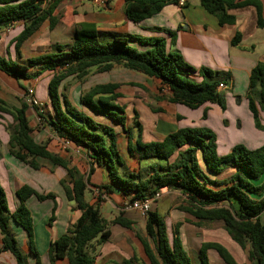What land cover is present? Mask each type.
Here are the masks:
<instances>
[{
  "label": "trees",
  "instance_id": "1",
  "mask_svg": "<svg viewBox=\"0 0 264 264\" xmlns=\"http://www.w3.org/2000/svg\"><path fill=\"white\" fill-rule=\"evenodd\" d=\"M61 1L0 0V29H7L16 23L22 25L21 32L13 39L17 54L21 44L45 22H48L49 30L54 28L57 19L53 12ZM123 1L126 19L134 24L143 23L159 14L167 5H178L177 0ZM199 5L216 18L219 26L234 25L235 17L229 11L251 6L256 12V27L264 29V14L258 0H200ZM72 32V43L67 50L57 45L52 53L29 59L25 65L0 57V74L16 81L33 77L28 69L36 65H42V70L54 72L47 84L51 113L43 116L36 107L32 108L54 137L74 149L83 150L88 163L87 174H81L76 167H69V161L51 153L47 149V141L35 142L26 118L29 107L27 96L14 111L8 109L0 99V116L6 114L13 119L7 143L9 154L35 171L40 168L36 158L62 168L66 177L59 184L67 202L79 211V217L71 229L49 243V263L66 259L68 264H95L94 256L86 252L87 245L92 241L100 245L109 240L111 232L100 215L99 197L94 203L84 199L93 167L101 166L110 182L98 187L102 193H109L116 188L130 196V202H134L149 199L162 190L179 192L186 198L183 209L195 220L193 225L220 224L250 264H264V144L256 149L235 144L228 154L219 155L216 135L209 128H179L160 142L144 143L141 141L139 125L136 124V160L152 163L138 172L130 171L119 154L116 130L97 120L99 117L104 118L125 131L124 108L114 103L120 98L117 93L119 85H94L79 98L83 110L71 104L59 91L61 82L69 76L82 80L91 69L106 73L115 66L158 80L162 87L170 91L168 102L171 104L197 110L210 103L224 111V92L217 89L219 83L224 81L220 79L222 73L202 67L197 71L202 79H192L191 75L196 70L186 64L179 53L168 51L164 39L149 42L137 36H128L102 42L96 25L89 22L75 24ZM240 39L241 35L236 33L230 42L231 46H237ZM132 42L145 44L149 48L139 51L131 45ZM21 89L28 93L26 88ZM246 100L254 126L263 130L259 114H264V62H258L250 72ZM202 118H205V112ZM127 136L131 139L130 133ZM127 148L130 156H135L130 145ZM172 157H175L174 160L169 162ZM225 168L232 169V174L219 179ZM16 195L19 204L9 213L6 194L0 184V252L9 253L15 264H28L8 229L11 219L26 233L30 253L35 263L40 264L33 245L32 219L25 202L35 197L38 201L50 200L54 203L55 194L39 195L29 186L23 185ZM144 219L146 239L140 242L146 263L133 257L117 264H190L175 244L172 248L168 246L165 225L157 213L149 211ZM53 221L54 207L47 226ZM130 223L121 214L111 222L123 228H130ZM209 250L214 251L223 264H238L231 253L216 242L201 245L198 254L200 264H209L206 258Z\"/></svg>",
  "mask_w": 264,
  "mask_h": 264
},
{
  "label": "crops",
  "instance_id": "2",
  "mask_svg": "<svg viewBox=\"0 0 264 264\" xmlns=\"http://www.w3.org/2000/svg\"><path fill=\"white\" fill-rule=\"evenodd\" d=\"M258 1L262 5V13L264 14V0ZM77 2H79L78 5L82 8V11L78 19L73 21L72 24L81 22L95 24L99 39L102 42H108L114 37L128 36H137L149 42L154 39H164L168 51L179 53L184 62L196 70L191 75L192 79L196 81L202 79L197 73L202 67L211 71L221 72L220 79H223V84L227 86L226 90H220L224 92L225 108L227 104L231 103L232 97L236 98L237 95L239 97L242 93L237 92L236 88L238 86L239 88L243 87L244 92L247 93L252 68L258 62H264V34H261L264 33V29L256 27V12L251 6L229 11V14L235 17V23L234 25L224 26H219L216 18L201 8L199 5L200 0H186L185 5L182 7L174 4L167 5L159 14L139 24H134L126 19L123 0H63L56 6L53 16L56 18L55 13L61 4ZM14 27H16L15 31L13 30ZM48 27V22H45L33 36L21 44L16 59L14 58V46L12 48L8 47L5 52L2 51L7 39V36L3 33L6 31L11 36L19 34L22 30L21 23H16L7 29H0V57L25 65L29 59L52 53L57 45L63 46L67 50L72 43L73 32L69 29L64 31L57 24L52 30H49ZM46 30L49 32L48 34ZM56 30H58L57 37L55 34ZM236 33L241 35L240 42L237 46H231L230 42ZM51 35L53 36L52 38H50ZM14 38L12 37V40ZM254 38H257V41ZM131 45L139 51L149 48V46L139 42H132ZM33 70L38 72L40 76L45 74V79L36 78L37 80H35L32 74ZM49 72L42 70V65H36L28 69V73L33 75L29 80H22V83H20L13 79L18 86V90H15L14 93L16 92L19 97H22L21 87L25 85L26 87L24 88L27 91L31 89L32 94L30 97L37 101L38 105L36 108L44 116L51 113L50 108L49 110L47 109L50 106L48 93L45 91L49 81ZM50 73L53 74L54 72ZM98 74L100 82H97V84H119V81H127V84L136 91L140 92V88L151 92V96L144 92L150 98L148 101L143 100L144 103H141L142 98L139 92H127L129 95L127 102L131 108L128 109L127 106L124 109L126 116L125 131L104 118H96L116 130L119 154L129 169H140V166L143 165V161L138 162L136 160L138 154L135 150L137 125H139L141 132V141L144 143L160 142L167 134L173 133L179 128L206 127L216 135L219 155L228 154L231 148L237 144L235 140L229 141V138H225L222 141L217 124H209L208 113L211 109H214L216 114L219 115L220 124L224 122L223 119L227 115L225 111L221 112L216 104L207 103L197 110H189L184 106L169 103L170 91L166 87H162L156 79L115 66L109 72ZM118 74L121 80L117 79L114 82L111 78L119 76ZM1 76L3 75L0 74V78ZM41 84H43L44 90L38 92V87ZM16 85L15 88H17ZM159 92L164 93V97ZM117 93L120 96L117 102L124 100L125 92L120 86ZM36 94L40 96L38 97ZM25 96L28 98L27 93L22 98ZM0 99L5 100L2 96H0ZM67 99L71 104L83 110L79 104V98L77 100ZM149 100L155 101V105L149 103ZM200 109L202 114H200ZM204 112L205 118L203 119L202 115ZM250 118L252 119L251 114ZM39 119L36 116L34 121H39ZM132 119L133 121H131ZM259 120L264 125V114H259ZM194 122L195 125H193ZM226 124L227 126L231 125L229 119L226 120ZM240 128L241 125L235 131H239L237 129ZM224 130L228 133L225 128ZM43 133L45 132L43 131ZM43 133L39 132L36 134L43 138L45 136ZM125 133L126 135H124ZM127 133L131 134V139L128 138ZM47 136L50 137L47 142V149L51 153L69 161V167H76L81 174H87L88 163L83 150L70 147L51 133H47ZM8 140L9 132L0 124V184L6 194V200L8 198L10 200L7 204L9 213H12L18 206L19 200L16 191L23 185L29 186L39 195L55 194L54 203L50 200L38 201L35 197H30L25 202V206L30 210L33 225V245L39 256L40 264H50L47 254L49 243L71 229L79 217V211L75 209L72 203L67 202L59 184L66 177L65 171L41 158H36V162L40 165L39 170H32L9 154ZM35 142L42 143V140L36 138ZM263 144L264 140L250 142L245 139L243 145L250 149H256ZM128 145L133 149L135 156H130ZM174 158L172 157L169 162H172ZM232 172V169L225 168L218 178L225 179ZM88 181L90 185L86 191L88 198L86 199L84 195V199L89 203H94L99 197V212L102 219L107 223L111 235L109 240L103 244L99 245L95 241L90 242L86 247L87 254L94 256L95 264H117L122 260H128L133 257L146 263V257L143 254L140 242V240L146 239L144 230L145 219L139 217L136 212L123 211V206L130 202V196L124 195L121 190L116 188L109 193H102V190L98 187L110 183L104 167L94 166ZM157 194V198H149V211L157 213L163 219L168 246L172 248L175 244L181 253L189 259L190 264H200L198 260L200 247L203 243L210 242L222 244L238 264H250L243 257L242 251L229 239L220 224L204 223L200 227L193 225L195 220L183 209L186 206L185 196L179 192L167 190H162ZM106 204L111 209L108 212L106 210V216H103L101 209ZM53 207L54 221L48 227L47 223ZM120 214L123 219L131 222L130 228L111 224L112 220ZM8 229L14 235L17 245L25 255L28 264H36L35 258L30 253L27 235L24 230L11 219L8 223ZM1 247L0 237V250ZM211 252L213 251L209 250L206 253L209 263L211 262ZM191 257H193V263L191 262ZM0 264H15V262L9 253L0 252ZM53 264H68V262L66 259H60Z\"/></svg>",
  "mask_w": 264,
  "mask_h": 264
},
{
  "label": "rangeland",
  "instance_id": "3",
  "mask_svg": "<svg viewBox=\"0 0 264 264\" xmlns=\"http://www.w3.org/2000/svg\"><path fill=\"white\" fill-rule=\"evenodd\" d=\"M78 4H79V2L73 3V4L66 3V4H61L60 6H58L55 15H56V19H57V25L58 26L60 25V27H59L60 29H62V30L64 29V31L69 29L72 31L73 26L75 24H77V23H74V25H73L72 23H73V21H76L78 19V16L81 14V11H82V8H80V6ZM71 25H73V26H71ZM15 28L16 27H14V29H13L14 31H15ZM48 29H49V27H48ZM58 30H56V32H55L56 37H57V31ZM46 32H47V30H46ZM48 33L49 32H47V34ZM3 34H5L7 36L5 45L2 48V51L5 52L8 47L12 48L14 46L12 37L14 38L18 34L11 36L6 31H4ZM261 34H264V33H261ZM52 37L53 36L51 35L50 38H52ZM254 39L257 41V38H254ZM15 52H14V58L16 59L18 57V54ZM7 60H9V59L7 58ZM32 72H33L32 74L34 75L35 80H37L39 78L45 79L44 78L45 74L43 76L42 75L40 76V74L36 75V73H38V72H35V70H33ZM48 74H50V76H48V78L50 79L53 74L50 72ZM99 77L100 76L95 71V69H91L89 74L86 77H84L82 80H78L74 76H69L61 82L60 87H59V91L62 92L63 95L66 96L67 98H69L70 100H77L86 91H88L90 88H92L94 85H96L97 82H100ZM120 78L121 77L119 75L116 77L114 76L111 79H113V81L116 82L117 79L119 80ZM19 82L22 83V80H19ZM119 82L120 83L118 85L125 92V95H124L125 98H124V100H119L120 102L118 101L120 104L117 101H115L114 103H115V105L123 107L124 109L127 106H128V109H130L131 107L128 105V102H127V99L129 97L127 92L130 93V92H139V91L132 89L133 87L128 85L127 81H119ZM237 84H240V83H237ZM15 85H16V83L14 82L13 79L6 78L5 76H1V78H0V96L5 98V100H3V99L2 100L5 102L6 106L11 111H14L15 108L20 107L21 101L24 100V98H22V97L25 95V93L22 89L20 91L23 94L22 97L21 96L19 97L18 94H16V92L14 93L15 90H18V86L16 85L17 88H15ZM23 87H26V86L24 85ZM236 89H237V92H242L241 93L242 95L240 94L239 97L237 95L236 98L235 97L231 98V100H230L231 103L227 104V107L224 110L227 113V115L225 116V119H223L224 122L220 124L219 115L216 114L214 109H211V111H209V113H208L209 118H210L209 124L210 125H212L214 123L217 124V126L219 127L220 137H221L222 141L225 140V138H229V141L235 140L237 142V144H244L245 139H248V141H250V142H255V140L263 141L264 140V129L263 130L257 129L254 126V121H253V119L250 118V112L247 110V105H246L247 93L244 92L243 87L239 88V86H238ZM43 90H44V87H43V84H41L38 87V92H41ZM139 90H140L139 93H140L141 98H142L141 103H144L143 100L148 101V99H150L148 95L151 96V92L144 90V89H140V88H139ZM45 91L47 92L46 89H45ZM144 92H147L148 95H146ZM159 94H161L164 97V93L159 92ZM37 95H38V97L40 96L39 94H36V96ZM149 103H152L153 105H155V101L149 100ZM32 107L33 106L30 107V105H29L28 109L26 110V118H27L29 128L31 130L30 135L33 139L35 138V140H36V138L39 140H42V143H44L46 141L48 142L50 140V137L47 136V133H50V131H49L48 127L44 126L43 119L38 116V114L36 113V111ZM217 107L219 108V106H217ZM49 108L50 107H47L48 110H49ZM224 111L221 110V112H224ZM200 114H202L201 109H200ZM42 115L44 116V114H42ZM36 116L38 118H40L39 121H34V118H36ZM0 117H1L0 118V124H2L5 128V130L10 133L11 132L10 129H12V126H13L12 117H10L6 114H1ZM227 119H229L230 124H231L229 126H227V124H226ZM131 121H133V119ZM195 122L193 123V125H195ZM127 123H128V120H127ZM239 124L241 125V128L237 129L239 131H235L236 128H239V126H240ZM224 128L228 131V133L225 132ZM43 131L45 133H43ZM39 132L45 134V136H43V138H42V136L36 134ZM124 135H126V133ZM216 144L218 145L217 138H216ZM64 151H66V149H64ZM150 163H152V161H143V165H141L140 167L144 168L145 166H148ZM133 170H136V172L139 171V169H130V171H133ZM85 197H86V199L88 198L87 192L85 194ZM6 201L8 204L10 202L9 198ZM26 208H27V206H26ZM110 209L111 208L108 206V204H106L105 207H103L101 209L103 216H106L105 215L106 210L108 212ZM29 212H30V210H29ZM138 216L141 217L142 219H144V217L140 216L139 214H138ZM262 221H264V216L262 217ZM150 244H151V241H150ZM210 257H211V262H210L211 264H223L222 261L218 258L217 254L214 251L211 252ZM243 257H245V259H246V256L244 253H243ZM191 262L192 263L194 262L193 257H191Z\"/></svg>",
  "mask_w": 264,
  "mask_h": 264
},
{
  "label": "built area",
  "instance_id": "4",
  "mask_svg": "<svg viewBox=\"0 0 264 264\" xmlns=\"http://www.w3.org/2000/svg\"><path fill=\"white\" fill-rule=\"evenodd\" d=\"M178 1V6L182 7L185 5L186 0H177ZM218 90H226L227 86L223 83H219L218 85ZM27 102L28 104L33 107H36L38 105L37 101H35L34 99H32L30 96L32 94L31 89H28L27 91ZM158 194H155L153 196V198H157ZM149 206H150V200L146 199L144 201H134V202H129L127 204H125L123 206V211H132V212H136L137 214H139L142 217H145L146 214L149 212Z\"/></svg>",
  "mask_w": 264,
  "mask_h": 264
}]
</instances>
